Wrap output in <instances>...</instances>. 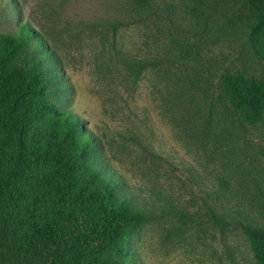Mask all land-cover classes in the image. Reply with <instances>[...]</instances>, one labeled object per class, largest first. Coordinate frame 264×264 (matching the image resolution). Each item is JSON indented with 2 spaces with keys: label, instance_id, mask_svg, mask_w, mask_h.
I'll use <instances>...</instances> for the list:
<instances>
[{
  "label": "rangeland",
  "instance_id": "374dc122",
  "mask_svg": "<svg viewBox=\"0 0 264 264\" xmlns=\"http://www.w3.org/2000/svg\"><path fill=\"white\" fill-rule=\"evenodd\" d=\"M254 20L225 0H0V34L44 39L52 56L27 40V58L92 137L90 164L151 214L137 264H259L240 222L264 228V124L242 127L219 83L264 80Z\"/></svg>",
  "mask_w": 264,
  "mask_h": 264
},
{
  "label": "trees",
  "instance_id": "16d2710c",
  "mask_svg": "<svg viewBox=\"0 0 264 264\" xmlns=\"http://www.w3.org/2000/svg\"><path fill=\"white\" fill-rule=\"evenodd\" d=\"M225 1L253 11L250 40L264 59V0ZM20 30L0 34V264H137L131 237L151 214L90 164L92 137L75 114L56 110L43 69L27 58V40L47 59L51 52L39 33ZM219 76L237 122L264 124V80L227 68ZM240 224L264 264V228Z\"/></svg>",
  "mask_w": 264,
  "mask_h": 264
}]
</instances>
